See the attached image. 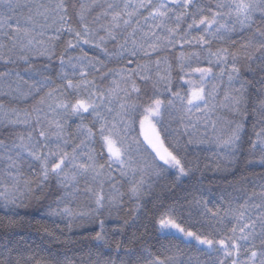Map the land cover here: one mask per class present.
<instances>
[{
  "label": "snow or ice",
  "instance_id": "obj_1",
  "mask_svg": "<svg viewBox=\"0 0 264 264\" xmlns=\"http://www.w3.org/2000/svg\"><path fill=\"white\" fill-rule=\"evenodd\" d=\"M237 30L250 35L231 40ZM213 42L227 46L213 50ZM77 48L80 55L68 54ZM36 59L47 62L37 67ZM113 61L119 67L104 71ZM0 66V96L25 103L39 97L30 109L0 103V126L25 129L0 139V264H48L34 259L23 236L12 237L22 223L16 209L53 194L45 192L53 180L59 194L47 205L49 218L66 221L69 232L78 220L99 218L94 235L76 242L110 247V234L138 228L144 214L161 229L194 239L208 257L205 264H264V172L226 179L245 156L246 167H264V0H0ZM180 82L186 91L175 87ZM74 117L79 123L71 129ZM137 118L143 140L129 136ZM249 120L254 138L246 141ZM201 143L214 144L212 171L227 186L218 194L208 189V196L194 186L188 214L198 217L200 230L178 222L182 205L157 198L151 208L138 202L133 216L109 232L105 213L122 209L125 196L140 201L151 195L153 176L174 170L175 184L194 175L199 162L188 159V150ZM142 238L132 232L133 242ZM123 251L120 258L117 241L116 258L97 252L92 259L90 252V264L193 260L180 261L179 248L163 258L147 249L140 256Z\"/></svg>",
  "mask_w": 264,
  "mask_h": 264
},
{
  "label": "trees",
  "instance_id": "obj_2",
  "mask_svg": "<svg viewBox=\"0 0 264 264\" xmlns=\"http://www.w3.org/2000/svg\"><path fill=\"white\" fill-rule=\"evenodd\" d=\"M257 20H259L258 17ZM248 35H250V33L237 30L235 34L231 35L230 39L242 41ZM67 39L68 36L65 34L63 38L57 43V57L60 55L61 51H63L64 44ZM222 46H227V44L222 45L218 42H213L212 44L213 50ZM82 47L83 50L89 54V56H99L100 59H104L103 54L99 53L97 49L91 48L89 45H82ZM109 47H111V45H109ZM192 50L193 49L191 48L184 49L186 52ZM179 51L180 49L178 48L177 52ZM68 54L72 56L80 55L81 49L77 48L73 51H70ZM172 55L174 56L175 53H172ZM46 62L47 61L42 59H36L33 61L37 67H40ZM202 66H206V64ZM18 67L20 70H23L26 66L20 64ZM115 67H119L117 62H109L107 63V68H105L104 71H107L108 68ZM2 70L3 68L0 66V71ZM175 75L176 73L174 72V76ZM56 83H59V81H56ZM175 87L181 88L182 91H186L188 88V86L182 84V82L177 83ZM221 95H223V92H221ZM38 98L39 97H34L25 103L20 102L19 100H14L11 97L0 96V103H3L8 108L30 109L35 100ZM163 98L167 99V94H165ZM89 119H91L90 116L86 118L85 122H87ZM77 123H79V118H72L70 121L71 129H74ZM251 125L252 121L249 120L247 124V132L244 136L246 141L250 138H254L252 136ZM176 126V123H172L171 125L172 128H175ZM20 131H25V129L4 128L0 126V139L10 140L13 134ZM129 136L130 138L139 136L140 139L143 140V136L140 135L138 118L135 124V130L130 132ZM184 139L187 140L188 137H184ZM95 147L97 151L100 150L98 143L95 145ZM243 147L246 150L248 148V144L245 143ZM214 153L215 146L212 143L190 145L188 150V159L193 160L194 162H199V170H196L194 175L183 177L181 180L176 181L175 184L173 183V181H175L174 170H168L159 179L153 176L150 180V183L153 185L152 194H146L140 201L129 200V198L125 196L124 207L122 209L113 210L111 216H107V212L105 213V216L107 217L105 227L111 233V229L114 227H119L123 224L124 220H129L133 216L135 206L138 202L141 203L145 208H151L152 204L156 202L157 198H160L163 200L166 206L173 203L182 205L183 208L176 213L178 222H180L186 229L191 228L193 231L200 230V224L197 222L198 217L195 214H193L192 217H189L188 214L189 210L187 205L188 201H190L192 198L194 186H203L205 189L202 194L203 196H208V189H210L212 193L218 194L222 188L227 186L226 180L222 178V174H214L212 171L215 160ZM246 159H248L247 156L241 159L240 165L235 171L234 175H229L226 177L228 181H237L242 177H247L250 180V173L264 172V167H260L259 165L246 167ZM205 165H209V167L205 169ZM27 175L28 173L26 172V176ZM117 179H119V177H117ZM49 191L53 194H49L46 199L42 200V202L37 203L35 199H28L26 200L24 207L16 209L19 215L15 218L22 220V223L14 230L16 235H14L12 238L14 240H18L21 236H23L25 242L31 246L30 254L35 260L43 259L47 261L48 264H67L69 261L71 264H90V252L92 254V259L95 258L97 252L101 254L102 259L116 258L115 244L117 241H121L120 258H124V248L134 249L136 251V256H140L141 253L147 249V251L151 252L153 256L160 255L162 258L173 255L176 248H179L180 252L182 253V255L178 257L180 261L188 262L189 258H193L192 264H195V258L198 257L200 264H205V261L208 259L207 255L197 251L200 246L196 245L195 243L183 240L182 238L173 234L160 233L158 224L155 222V220L149 219L144 214H141L140 218L137 220V225L139 226L138 228H128L126 229L125 234H110V247L105 245L97 246L95 243L90 244L87 241L84 243L76 242L82 237H90L94 235L95 231L98 230L97 223L99 218H97L96 222H92L88 219L78 220L75 222L71 232H69L66 221H62L58 217L49 218L47 216V205L51 201L55 200L56 195L59 194V192L56 190L54 180L45 186V192ZM229 191H231V189H229ZM197 195L201 194L197 193ZM54 206L55 205H53V207ZM209 206L212 207L213 205L210 204ZM159 214V212H156L155 216L158 217ZM4 216L5 213L3 209H0V217ZM57 225H59V229L63 230L62 233L57 230ZM44 227H47L49 231L54 234V238L44 233ZM133 231H136L138 237L143 234V238L137 239L135 242H133L131 239ZM0 236H3V232H0ZM66 241H73V243H66ZM25 254H29L28 249H25ZM133 259H135V256ZM143 259L144 257H141L140 264H143ZM29 264H34V260L30 261ZM117 264H119V259H117Z\"/></svg>",
  "mask_w": 264,
  "mask_h": 264
},
{
  "label": "rangeland",
  "instance_id": "obj_3",
  "mask_svg": "<svg viewBox=\"0 0 264 264\" xmlns=\"http://www.w3.org/2000/svg\"><path fill=\"white\" fill-rule=\"evenodd\" d=\"M193 78H194V79H198V75H197V76H194ZM158 229H159V232H160V233L173 234V235H176V236L182 238L183 240L188 241L186 238H184V237L182 236V234L178 233L175 229H161L159 225H158ZM190 242H193V243L196 244V241H195L194 239L191 240ZM196 245H197V244H196ZM200 247H201V246H200Z\"/></svg>",
  "mask_w": 264,
  "mask_h": 264
}]
</instances>
